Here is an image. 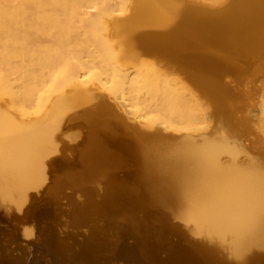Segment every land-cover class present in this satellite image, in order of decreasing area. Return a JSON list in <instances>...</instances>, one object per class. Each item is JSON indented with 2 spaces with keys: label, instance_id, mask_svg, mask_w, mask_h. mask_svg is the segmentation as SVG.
I'll list each match as a JSON object with an SVG mask.
<instances>
[{
  "label": "bare ground",
  "instance_id": "obj_1",
  "mask_svg": "<svg viewBox=\"0 0 264 264\" xmlns=\"http://www.w3.org/2000/svg\"><path fill=\"white\" fill-rule=\"evenodd\" d=\"M155 53L170 54L213 99V131L181 132L209 125L208 108L156 66ZM251 63L264 66V0H0V207L24 216L48 165L71 164L67 153L80 143L83 171L62 181L85 183L71 212L74 224L79 214L98 216L93 242L122 228L141 245L133 224L142 210L162 226L157 232L172 215L245 264H264V151L247 154L218 132L241 123L227 99L242 94L208 79ZM74 122L76 145L65 131ZM127 163L132 186L114 180ZM173 254L183 264H231L215 245Z\"/></svg>",
  "mask_w": 264,
  "mask_h": 264
},
{
  "label": "rangeland",
  "instance_id": "obj_2",
  "mask_svg": "<svg viewBox=\"0 0 264 264\" xmlns=\"http://www.w3.org/2000/svg\"><path fill=\"white\" fill-rule=\"evenodd\" d=\"M171 58L170 54L166 53H155L150 56V59L155 62L156 66L161 71L169 72L171 75H174L176 79L183 82L191 94L208 108L207 115L209 118V125H204L188 131H181L195 138H201L208 134L211 129L213 131L212 127L214 125L215 114L212 105L213 99L196 88L194 84L182 74L181 68L176 65V63L174 64V60ZM208 79L215 88L238 89L242 94L239 99H227L238 107L235 115L241 117V123L235 126L236 128L233 133H230L228 129L229 126L227 125H223L219 128L218 132L221 134H232L230 138L233 143L242 147L247 154L260 155L259 151H264V66L251 63L238 75L226 73L221 76L220 80ZM65 131L66 135L74 137L73 140H69L70 144L76 145L81 140L82 128L76 126L75 122L69 127H66ZM67 139L69 138L67 137ZM79 146L80 143L76 146L74 153H67V159L72 162L71 164L62 167L59 166L55 169L48 165L47 178L43 182L42 187H40V190H31V193L37 196L43 193L44 196H47L51 200L52 215L50 223L55 226L61 235L69 232L87 234L88 230L93 227L90 226L91 221H95L98 218L96 214H93L90 218L84 219L85 215L79 214L77 215L78 223H73L75 221V216H73L71 212L73 203L80 204L79 202L84 199L82 186L85 183L80 184L81 186L79 188L75 182L63 184L64 182L62 180L69 175L81 173V171H83V164H81L79 156H77V148ZM261 156L264 159V155L261 154ZM240 158L243 160L246 159V156L241 155ZM132 167L131 163H127L121 168L119 167L115 171L116 175L114 180L117 182L122 180L125 185L132 186L134 184ZM89 183L99 191H103L101 181H91ZM75 185L78 188L75 187ZM2 204L6 208L0 207L1 216L9 217L8 214H15L16 219L14 222L18 225L21 233L26 226H31L34 229L32 220L26 221L25 217L12 205ZM136 213V220H134L133 224L136 228L133 230L135 232L139 231L138 233L141 232L143 241L142 244L139 245L145 254H150L148 258L152 262L151 264H183L176 259L173 252L176 246L182 247L189 243L200 246H218L227 263H246L245 259L236 258L229 253L227 243H219L214 239H205L202 236L188 233V225L177 217L169 215L168 223L164 225L162 232H157V230L153 228L155 226L162 227L159 223L157 226V222H154L152 217H147L142 210ZM183 235L185 236L184 238Z\"/></svg>",
  "mask_w": 264,
  "mask_h": 264
},
{
  "label": "water",
  "instance_id": "obj_3",
  "mask_svg": "<svg viewBox=\"0 0 264 264\" xmlns=\"http://www.w3.org/2000/svg\"><path fill=\"white\" fill-rule=\"evenodd\" d=\"M51 207V200L43 193L32 195L24 217L34 223L33 238H24L15 218L0 212V264L152 263L134 234L122 228L99 235L94 242L92 232L61 235L50 223Z\"/></svg>",
  "mask_w": 264,
  "mask_h": 264
}]
</instances>
